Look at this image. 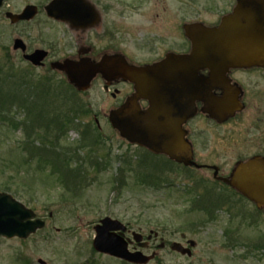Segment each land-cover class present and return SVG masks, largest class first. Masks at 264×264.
Instances as JSON below:
<instances>
[{"label": "rangeland", "instance_id": "1", "mask_svg": "<svg viewBox=\"0 0 264 264\" xmlns=\"http://www.w3.org/2000/svg\"><path fill=\"white\" fill-rule=\"evenodd\" d=\"M45 1L4 0L0 7V191L11 194L45 222L25 238L0 236V264H134L93 249V226L104 216L126 225L124 237L131 240V248L140 249L132 232L141 234L147 245L141 250L154 254L143 264H264V208L215 181L211 169L175 166L130 146L108 121L116 104L100 83L75 95L61 91L59 84L66 81L61 72L53 71L48 63L33 66L22 52L13 50L18 37L31 49L54 47L51 60L68 53L70 46L64 42L50 44L51 39L64 37L50 35L48 26L44 28L45 43L32 37L35 27L14 24L5 17L6 11L20 12L26 4ZM169 2L175 6L171 9L176 10L174 18L181 23L192 11L228 9L235 0ZM7 72L14 74L6 77ZM47 77L52 82L45 95ZM14 94L26 97L27 104L18 96L9 99ZM49 101L54 112L47 117L42 112L39 122L32 120L37 117L36 108ZM69 108L82 111L71 115L72 122L55 139L58 131L52 117ZM10 121L20 125L13 127ZM233 123L224 125L219 136V128L206 127L207 155L198 157L218 165L221 175L230 171L239 154L249 151L244 147L241 153L237 147L239 143L248 145L247 125L233 130ZM42 133L46 138L41 141ZM93 134L99 142L93 140ZM173 241L191 249L190 255L172 250Z\"/></svg>", "mask_w": 264, "mask_h": 264}, {"label": "water", "instance_id": "2", "mask_svg": "<svg viewBox=\"0 0 264 264\" xmlns=\"http://www.w3.org/2000/svg\"><path fill=\"white\" fill-rule=\"evenodd\" d=\"M4 0H0V7ZM64 0H51L50 8L61 5ZM33 4L25 5L20 12L6 11L11 23L28 20L35 13ZM49 13L53 14L52 9ZM191 41L189 54H168L162 61L150 65H134L119 56H104L98 62L87 59L55 61L53 68L62 70L69 83L79 90L86 89L96 73L107 79L121 77L133 83L134 93L108 115L111 126L129 142L141 145L154 153H164L170 159L184 165H197L191 158V149L184 139L182 123L193 115L195 99L205 101L207 111L219 119V114L233 113V92L224 88V96L210 92L218 85L222 74L229 67L264 65V0H236L229 14L222 17L216 27L201 23L184 25ZM14 49L21 48L23 57L37 65L47 55L44 49L25 53L20 38L13 41ZM207 68L209 77L200 79L199 69ZM176 95L175 100L168 97ZM146 99L148 107L141 109L138 100ZM216 171L214 172V175ZM223 180L243 196L264 208V158L254 156L240 161L228 177ZM45 222L36 217L33 210L15 199L11 194L0 191V236L25 238L42 228ZM127 227L117 218L104 216L93 226L92 247L95 251L121 259L143 264L153 258L141 249H130L124 237ZM138 247H144L141 234L132 232ZM171 249L190 255L188 247L177 241Z\"/></svg>", "mask_w": 264, "mask_h": 264}, {"label": "flooded vegetation", "instance_id": "3", "mask_svg": "<svg viewBox=\"0 0 264 264\" xmlns=\"http://www.w3.org/2000/svg\"><path fill=\"white\" fill-rule=\"evenodd\" d=\"M50 1L46 0L41 4L31 3L36 7L32 17L26 21H18L14 24L24 22L29 27H35L37 32L32 37H36L45 43L47 41L44 34L46 37L48 36L47 33H44L45 26H48L50 35L55 34L58 37L59 35L64 37V39L56 38L55 41L51 39L49 42L58 46L63 42L68 44L70 46L68 53L62 58L51 60L50 58L55 56V48L44 49L47 55L40 64H37L44 67L48 63L53 71L61 72L63 76H66L64 71L51 66L53 62L66 59L74 61L87 59L92 62H98L104 56H119L130 64L141 66L162 61L168 54H189L191 41L186 35L184 25L201 23L207 27H216L223 16L232 12L236 4L235 0L230 8L222 10L208 7V9H203L204 13L202 11H200L201 13H198V11L191 12L190 10L189 17H183L182 22L178 23L177 19L174 18V16H177L176 10L174 12V9L171 10L175 6H171L169 0H64L61 5L52 8L48 6ZM50 9H52L53 14L49 13ZM204 14L211 19L206 20ZM55 26L56 28H54ZM28 34L31 35L32 33L28 32ZM22 42L25 45V53H31L35 49H43L38 47L31 49L23 40ZM13 50L22 52L23 57L24 53L21 48H13ZM10 61H8L9 64ZM8 62H5L4 65H7ZM27 62L35 66L30 61ZM10 74H14V72H10ZM197 76L200 79H206L209 77V70L207 68L199 69ZM97 82L101 84L102 90L108 93L115 101L116 105L110 111L119 107L134 93L133 83L130 81L121 77L107 79L101 73L95 74L86 89L79 90L76 87L74 88L79 94V92L88 90ZM221 84L228 85L225 89L233 92V99L236 102V108L233 113L219 114V119H216L203 110L205 106L208 107L204 100L195 99L193 115L181 125L184 139L190 145L191 158L197 165H184L181 162L170 159L164 153L151 152L146 147L133 144L119 136L130 146L139 147L146 153L161 157L167 163L175 166L191 169H211L215 181L232 189L242 199L255 205L253 201L217 177H228L232 169L240 161L254 156L264 158V65L229 67L222 74L219 84L212 86L210 92L217 97L224 96L225 89L220 86ZM121 85L126 88H121ZM175 97L176 95H170L168 99L172 98L175 100ZM138 103L143 110L148 107L146 99L140 98ZM230 122H234L233 130L234 126L247 125L245 131L248 136L245 141L248 142V145L239 143L237 147L241 153L245 151L243 150L244 147H247L246 150L249 151L242 153V155L239 154L240 158L235 161L230 171L225 175H221L218 165L208 164L205 161H201L198 157L207 155L206 148L210 140L206 134V127L219 128V136L225 131L222 127ZM220 128L222 129L220 130ZM228 130L230 131L231 129L228 128ZM215 171L216 174L214 175ZM127 231L126 229L125 233ZM127 239L130 245L131 240ZM146 246L139 248L144 249ZM131 249H137V247H132Z\"/></svg>", "mask_w": 264, "mask_h": 264}, {"label": "trees", "instance_id": "4", "mask_svg": "<svg viewBox=\"0 0 264 264\" xmlns=\"http://www.w3.org/2000/svg\"><path fill=\"white\" fill-rule=\"evenodd\" d=\"M13 74H10V72H7V74H6V77H10V76H12ZM5 76V75H4ZM48 78V80L46 81V85L47 86H44V90H43V92H44V94L46 95L47 94V92L49 91V89H50V87H51V85H50V83L49 82H52L51 81V78H49V77H47ZM23 82V81H22ZM24 83H26V81H24L22 84H24ZM59 90H64V91H66V92H68L69 94L71 93L72 95L74 94H78V92L75 90V88L71 85V84H69L67 81H64L63 80V82L62 83H60L59 84ZM0 88H1V86H0ZM57 91V90H56ZM0 92H1V90H0ZM5 93V92H4ZM48 95V94H47ZM17 96H18V94H17ZM17 96H16V94H14L13 96L12 95H10V97H9V99H12V100H15L16 98H17ZM4 97H5V95H4ZM19 97V96H18ZM50 98V97H49ZM5 99H7L6 97H5ZM12 100H9V101H12ZM19 100L22 102V104L23 105H25V104H27V98L26 97H19ZM52 106V104H51V102L49 101V102H46V103H43L42 105H40V108H36L37 110H36V115H37V117H34V119H32V120H35V121H37V122H39V117L40 116H42V112H44V117H47L48 116V114L50 113V111L52 112V110H53V112H54V108H52L51 107ZM82 110H80V111H76V110H74V109H72V108H69V109H67V110H65V111H61V113L59 114V113H55L54 114V116L52 117V121L55 123V125H56V127H55V129H56V131H58V134L55 136V139L56 138H58L59 137V135L60 134H62L63 132H64V130H65V128H66V126H68L71 122H72V120H73V117L72 116H77L80 112H81ZM70 113H72V114H70ZM72 115V116H71ZM53 118H55V119H53ZM2 120V119H1ZM2 121H5V120H2ZM10 124L11 125H13V127H16V128H18V126L20 125V124H16V122L15 121H10ZM49 125V124H48ZM29 127H31V128H33V124L32 125H30ZM28 127V128H29ZM46 128V127H45ZM85 129L83 130V132L84 133H86V131L88 130V128L87 127H84ZM47 129V128H46ZM82 131V130H81ZM83 133V134H84ZM48 134V133H47ZM42 135H44L45 137H39V139L42 141V140H44V138H46V134H44V133H42ZM85 136V135H84ZM27 141H29L30 142V144L33 142V140H31V138L29 137V135H28V137H27ZM54 139V140H55ZM93 140H95V142H99V138H98V136L96 135V134H93ZM50 143L49 144H52V141H49ZM29 145V144H28ZM23 151H26L25 149H23ZM76 152V150H74L72 153H75ZM72 153H70V154H72ZM29 155H30V158H33V154H32V151H29ZM36 155V154H35ZM36 157V156H35ZM68 159H69V157L68 156H64L63 157V160L65 161H68ZM72 160V159H71ZM27 161V160H26ZM93 167H99V164L98 163H94V166ZM73 172V169L72 170H70L69 171V174L70 173H72ZM254 248H257L256 246L254 247Z\"/></svg>", "mask_w": 264, "mask_h": 264}]
</instances>
